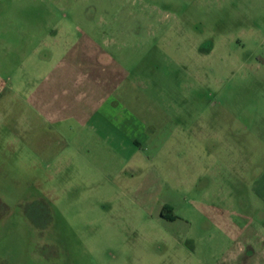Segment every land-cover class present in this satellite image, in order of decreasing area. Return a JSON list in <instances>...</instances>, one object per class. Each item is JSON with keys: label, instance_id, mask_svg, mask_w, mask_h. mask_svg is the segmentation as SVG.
Returning <instances> with one entry per match:
<instances>
[{"label": "rangeland", "instance_id": "rangeland-1", "mask_svg": "<svg viewBox=\"0 0 264 264\" xmlns=\"http://www.w3.org/2000/svg\"><path fill=\"white\" fill-rule=\"evenodd\" d=\"M0 264H264V0H0Z\"/></svg>", "mask_w": 264, "mask_h": 264}, {"label": "flooded vegetation", "instance_id": "flooded-vegetation-1", "mask_svg": "<svg viewBox=\"0 0 264 264\" xmlns=\"http://www.w3.org/2000/svg\"><path fill=\"white\" fill-rule=\"evenodd\" d=\"M164 211H165V209L161 212V214H163L164 213ZM163 217V216H162Z\"/></svg>", "mask_w": 264, "mask_h": 264}]
</instances>
